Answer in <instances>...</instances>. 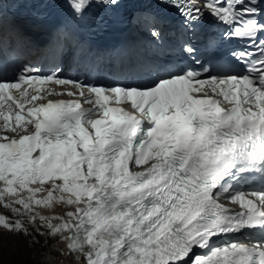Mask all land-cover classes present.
<instances>
[{"label": "snow or ice", "instance_id": "6c2138e0", "mask_svg": "<svg viewBox=\"0 0 264 264\" xmlns=\"http://www.w3.org/2000/svg\"><path fill=\"white\" fill-rule=\"evenodd\" d=\"M161 2L192 35L183 66L127 69L146 83L62 78L58 46L0 75V240L55 239L60 264H264V0ZM94 5L119 3L68 0Z\"/></svg>", "mask_w": 264, "mask_h": 264}, {"label": "rangeland", "instance_id": "374dc122", "mask_svg": "<svg viewBox=\"0 0 264 264\" xmlns=\"http://www.w3.org/2000/svg\"><path fill=\"white\" fill-rule=\"evenodd\" d=\"M37 246L29 245V238L23 236H5L0 240V264H41L51 245H45L44 237H38ZM42 245H44L42 247ZM33 246V247H32ZM41 247V248H40ZM40 251V252H39ZM42 255V257H39Z\"/></svg>", "mask_w": 264, "mask_h": 264}, {"label": "bare ground", "instance_id": "6f19581e", "mask_svg": "<svg viewBox=\"0 0 264 264\" xmlns=\"http://www.w3.org/2000/svg\"><path fill=\"white\" fill-rule=\"evenodd\" d=\"M45 239V238H44ZM52 243L51 245H49V249L47 251V253L45 254V258L43 260V263L41 264H60V261H58L56 259V252L58 250H63V245L62 244H59L56 242L55 239L53 240H50ZM33 246H37L36 244L33 245ZM32 246V247H33ZM41 248V247H40ZM40 252V251H39ZM39 257H42V255H40ZM40 264V263H39Z\"/></svg>", "mask_w": 264, "mask_h": 264}]
</instances>
